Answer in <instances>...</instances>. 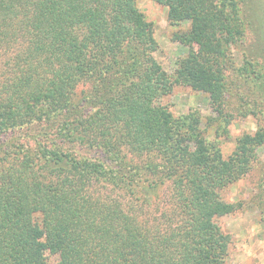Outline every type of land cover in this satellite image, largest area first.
I'll return each instance as SVG.
<instances>
[{
	"label": "trees",
	"instance_id": "1",
	"mask_svg": "<svg viewBox=\"0 0 264 264\" xmlns=\"http://www.w3.org/2000/svg\"><path fill=\"white\" fill-rule=\"evenodd\" d=\"M137 1L0 0V48L13 51L14 65L0 86V151L19 148L14 160L1 161L9 167L0 166V264H225L229 238L215 219L235 205L219 193L248 174L255 155L240 145L223 159L198 139L191 148L193 135L175 129L172 115L153 102L168 93V81L149 55L117 78L125 42L156 50L152 25L137 19ZM152 1L168 8L171 25L188 22L173 36L195 48L186 79L216 99L222 45L236 32L230 19L211 0ZM112 73L120 84L103 102L86 94ZM79 87L88 92L76 101ZM74 109L82 117L69 120ZM45 110L68 113L53 132L57 145L47 137L52 129L17 135ZM33 143L36 152L26 155ZM80 148L119 163L133 154L138 162L128 157L130 164L106 171L100 155L90 160ZM151 150L160 164H152ZM146 174L167 178L172 210L157 206L156 216L147 205Z\"/></svg>",
	"mask_w": 264,
	"mask_h": 264
},
{
	"label": "rangeland",
	"instance_id": "2",
	"mask_svg": "<svg viewBox=\"0 0 264 264\" xmlns=\"http://www.w3.org/2000/svg\"><path fill=\"white\" fill-rule=\"evenodd\" d=\"M211 1L219 7L223 16L230 19V27L233 29L231 31H236L233 33V40L222 45L223 51L219 58L222 69V93L216 99L209 93L193 90L186 79L187 71L194 63L195 48H190L183 41L175 40L173 36L186 32L189 28L188 22L183 20L171 25L168 21V8L152 0H138L136 11L140 23L152 25L156 50L150 52L137 41L131 44L125 42L121 46L123 59L122 66H117V69L121 68L117 70L118 73L121 71L117 78L124 74L123 71L127 73L136 71L134 62L139 64L141 59H146L149 55L161 68L163 80L168 81V93L153 102L157 106L165 107L172 115L175 129L181 132L187 130L193 135L189 142L191 148L195 146L194 141L203 140L207 152L217 153L223 159L232 156L240 145L252 148L255 160L248 174L219 193L221 200L234 204L235 209L216 217L215 221L222 233L229 238L225 264H264V0ZM12 55V50L9 52L3 47L0 48V86L4 82L9 84L6 78L14 66ZM39 72L43 78L49 76L45 71ZM113 75L112 73L101 83H95L89 92L92 85H87L88 90L83 89V92L79 87L76 90V101L82 100L84 96L82 94L87 91V95L89 94L90 97L97 95L99 102H103L106 94L115 88L116 83L120 84V80H116ZM136 79L135 77L133 81ZM61 115V113L42 111L35 119L37 122L40 121L39 123L34 121L25 123L22 125L24 128L21 127L22 132L19 131L17 135L29 134L31 131L48 133L52 129L47 137L55 140L57 145L59 137L53 132L58 121H63V117L68 113H63L62 117ZM81 117L82 113L75 109L68 115L69 120H78ZM46 124L50 127H42ZM260 136L263 139L261 142L258 140ZM34 145V143L30 144L29 149L34 151H30V154L25 152L26 155H33L36 152ZM12 149L13 151L9 150L8 153L0 151V166L7 168L9 164H2L1 161L10 162L16 158L15 153L19 148ZM92 149L80 148L77 151L90 160L100 155L98 160L106 171L122 169L120 163H129L128 157H132V163L135 162L133 164L138 162L133 154L126 155L125 158L124 152H121L118 157H124L126 161L119 163V159L110 158L108 154ZM156 151L158 152V149ZM156 151L151 150L149 153V156L153 157L152 161L148 159L142 161V165L149 169H143L144 167L140 165L141 170L150 172L151 167L146 166L148 163H161L160 154ZM42 171L48 173L46 170H39ZM144 177L142 183L145 188L148 186V191H142L141 195L147 197V205H151L154 214L158 215L157 206L159 212L169 208L172 210L167 178L160 174H157L160 180L148 174ZM130 202L129 199L126 203ZM140 203L141 201L138 204Z\"/></svg>",
	"mask_w": 264,
	"mask_h": 264
}]
</instances>
